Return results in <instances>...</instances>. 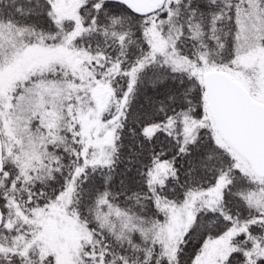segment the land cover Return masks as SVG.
Masks as SVG:
<instances>
[{"label":"snow or ice","instance_id":"obj_1","mask_svg":"<svg viewBox=\"0 0 264 264\" xmlns=\"http://www.w3.org/2000/svg\"><path fill=\"white\" fill-rule=\"evenodd\" d=\"M0 264H264V0H0Z\"/></svg>","mask_w":264,"mask_h":264}]
</instances>
